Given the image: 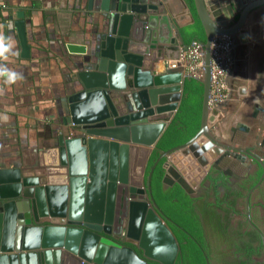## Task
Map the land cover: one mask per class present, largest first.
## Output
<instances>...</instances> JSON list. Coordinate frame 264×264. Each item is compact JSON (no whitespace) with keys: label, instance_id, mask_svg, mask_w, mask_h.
<instances>
[{"label":"water","instance_id":"water-1","mask_svg":"<svg viewBox=\"0 0 264 264\" xmlns=\"http://www.w3.org/2000/svg\"><path fill=\"white\" fill-rule=\"evenodd\" d=\"M169 1L94 0L103 23L95 47L87 53L85 46H66L68 53L86 56L77 74L81 90L68 98L69 115L64 120L82 133L80 138L59 136L57 146L42 154L38 170L0 167V202H4L0 206V264H175L179 246L152 199V173L165 159L163 184L177 183L193 195L212 169L236 179L246 175L250 166L237 157L246 169L236 170L238 163L224 159L229 156L225 150L243 154L263 169L245 205L247 221L260 234L264 249V237L250 218V196L264 178V163L255 154L214 138L209 124L217 111L208 104L211 39L231 36L235 62L236 49L247 42L240 31L250 12L264 5V0L247 3L231 26L234 0L233 4L230 0H193L206 38L203 78L197 79L203 86L200 128L185 144L161 152L147 186L142 184L144 162L179 107L185 79L177 71L157 74L154 70L160 48L175 44V25L166 14ZM180 1L192 24L186 2ZM17 28L24 44L23 24ZM179 54L177 46L166 61L177 60ZM173 92L174 97L166 94ZM171 102L175 103L172 107ZM164 112L170 114L161 118ZM53 166L63 167L62 171L52 172L48 167ZM100 232L125 238L141 257L131 247L100 238L96 234Z\"/></svg>","mask_w":264,"mask_h":264},{"label":"crops","instance_id":"crops-1","mask_svg":"<svg viewBox=\"0 0 264 264\" xmlns=\"http://www.w3.org/2000/svg\"><path fill=\"white\" fill-rule=\"evenodd\" d=\"M93 4L94 0H0V25L5 35L14 37L20 52L3 62L24 75L22 81L11 86L0 81L5 89V95L0 96V114L10 117L8 122L0 121V167L38 170L42 154L57 146L60 135L67 138L70 134L71 126L64 123L69 115L68 98L81 90L77 74L86 56L70 54L66 46L82 45L87 53L95 47L103 23ZM166 8L175 25V44L160 48L161 58L154 64L157 74L166 73H162L166 58L177 46H183L176 34L178 28L191 24L180 0H170ZM257 10L250 12L243 26L247 28V42L248 36L257 33L256 38L249 47L245 42L236 49L228 78V100L218 111V120L215 117L209 127L218 142L255 154L264 163V20L252 19ZM9 23L14 25L11 31ZM19 23L24 28V44ZM258 24L260 30L256 31ZM224 152H229L225 160L238 163L236 170L246 169L242 163L255 165L243 154ZM251 170L248 168L246 175Z\"/></svg>","mask_w":264,"mask_h":264},{"label":"trees","instance_id":"trees-1","mask_svg":"<svg viewBox=\"0 0 264 264\" xmlns=\"http://www.w3.org/2000/svg\"><path fill=\"white\" fill-rule=\"evenodd\" d=\"M184 1L194 22L178 28L182 45L204 44L205 33L193 0ZM202 100V84L185 78L179 107L147 162L143 177L145 187L159 154L185 144L198 133ZM164 162L162 159L156 165L150 187L152 199L179 246L175 264H264L261 236L247 221L245 205L248 192L263 174L262 167L254 162V170L239 181L211 170L200 184L201 193L189 195L177 183L170 187L163 184ZM257 193L258 198L254 201ZM250 218L264 237L260 229L261 224L264 226V178L250 196Z\"/></svg>","mask_w":264,"mask_h":264},{"label":"built area","instance_id":"built-area-1","mask_svg":"<svg viewBox=\"0 0 264 264\" xmlns=\"http://www.w3.org/2000/svg\"><path fill=\"white\" fill-rule=\"evenodd\" d=\"M233 43L229 35L214 36L210 42L211 84L208 104L211 110L217 111V114L219 107L225 104L229 96L228 78L234 67ZM203 52L204 44L199 42L180 47L177 60L164 62L165 71L180 72L184 78L202 79Z\"/></svg>","mask_w":264,"mask_h":264},{"label":"clouds","instance_id":"clouds-1","mask_svg":"<svg viewBox=\"0 0 264 264\" xmlns=\"http://www.w3.org/2000/svg\"><path fill=\"white\" fill-rule=\"evenodd\" d=\"M8 29L14 28V25L9 23ZM4 26L0 25V81H3L5 85H13L18 81L24 79L22 72L10 68L3 61L9 60L10 57H16L20 55L19 50L16 47V41L13 36L5 35L3 31ZM5 95V89L0 87V96ZM10 117L6 114H0V121L8 122Z\"/></svg>","mask_w":264,"mask_h":264},{"label":"flooded vegetation","instance_id":"flooded-vegetation-1","mask_svg":"<svg viewBox=\"0 0 264 264\" xmlns=\"http://www.w3.org/2000/svg\"><path fill=\"white\" fill-rule=\"evenodd\" d=\"M228 12V11H227ZM238 15V14H237ZM234 19V20H233ZM233 19L231 20V22L229 23V26H231L237 19H236V16L234 15V17H233ZM221 108H222V106H221ZM221 108H219V111L221 110ZM72 129H71V131H74V134L76 135H74L73 136V134H72V132H70V134L67 136V138H65V139H72V138H80V137H78V136H80V134L82 133V131H76L75 130V128L74 127H71ZM61 136V135H60ZM82 136V135H81ZM86 137V136H85ZM88 137V136H87ZM152 153V152H151ZM151 153H150V155H151ZM131 154V153H130ZM150 155H149V157H150ZM149 157H148V159L144 162L145 164H144V170H143V176H142V184H143V186H144V179H143V177H144V172H145V169H146V165H147V162H148V160H149ZM57 161H59V159H57ZM54 162V161H53ZM48 168H50L51 169V171L52 172H56V173H59V172H61L62 171V168L63 167H61V166H53V167H48ZM48 168H45V170H47L48 171ZM254 168H255V166H253L252 167V165L250 166V170L251 171H253L254 170ZM39 169V168H38ZM214 171H217L218 173H223L222 171H218V170H215V169H213ZM43 172V171H42ZM37 173V172H36ZM45 173H48V172H45ZM40 175L39 176H41V174L42 175H44L43 173H39ZM224 174V173H223ZM225 175V174H224ZM248 175V174H247ZM247 175H245V176H243L242 178H239V179H236V178H233L234 180H237V181H239V180H241V179H244V178H246L247 177ZM226 176V175H225ZM87 182H89L88 181V179H87ZM87 182H85V184H87ZM203 182V181H202ZM201 182V183H202ZM57 186L59 185V184H56ZM48 186V185H47ZM43 187H45V186H43ZM144 188H145V186H144ZM86 190V189H85ZM3 203L4 202H0V206H2L3 205ZM67 223V222H66ZM43 226H46V225H49L48 223H43L42 224ZM41 225V226H42ZM64 225H66V227L68 226V224H64ZM57 226V225H56ZM60 226H63V225H60ZM123 226V225H122ZM70 227H75V226H72V225H70ZM113 227V226H112ZM111 231H113V229L111 230ZM100 238H103V239H106V240H109V241H112V242H114V243H116V244H118V245H120V246H127V247H131V248H133L134 250H135V248H134V246H132V245H130V244H128V243H126V241H125V238H121V237H119V238H115L114 237V235H113V232H112V234H109V235H107V234H104L103 232H100V233H96ZM98 243H100V242H98ZM136 251V253L139 255V251L138 250H135ZM140 257H141V255H139ZM62 264V263H61ZM148 264H150V261H148Z\"/></svg>","mask_w":264,"mask_h":264},{"label":"rangeland","instance_id":"rangeland-1","mask_svg":"<svg viewBox=\"0 0 264 264\" xmlns=\"http://www.w3.org/2000/svg\"><path fill=\"white\" fill-rule=\"evenodd\" d=\"M235 1V3L236 4H234L233 5V8H234V13H235V16H237V14L241 11V9H242V7H244L246 4H247V2L249 1V0H244L241 4L240 3H238V0H234ZM230 2L232 3V0H230ZM212 3H213V1H212ZM233 4V3H232ZM257 9V8H256ZM255 10V9H254ZM251 17H252V19H254V18H256V17H262V19L264 20V5H262V6H260V7H258V10L256 11V12H254L252 15H251ZM234 20V19H233ZM259 31L260 30V24H258L257 26H256V31ZM240 34H247L248 35V33H247V28L246 27H244L243 28V30H241L240 31ZM253 35H257V33L256 34H253ZM252 35V36H253ZM248 42L246 43L247 45L246 46H248L249 47V45L252 43V41H253V39H252V37L250 36H248ZM244 45V44H243ZM243 45H241L239 48H242L243 47ZM180 47H183V46H180ZM247 47V48H248ZM246 50V49H245ZM165 69H166V67H165V65H164V70L162 71V73H164V71H165ZM166 72V71H165ZM244 98V97H243ZM248 105H250V103H248ZM219 116V115H218ZM216 117L215 119L216 120H218V118L219 117ZM214 119V120H215ZM252 122H250L249 124H251ZM72 127V126H71ZM70 132H72V134H73V136H74V131H70ZM201 193V190H200V185H199V187L198 188H196V190H195V194H193V195H197V194H200ZM258 198V193L256 194V195H254V201H255V199H257ZM260 229L264 232V226L261 224V226H260ZM222 247V246H221ZM224 248H221L220 250H223Z\"/></svg>","mask_w":264,"mask_h":264},{"label":"bare ground","instance_id":"bare-ground-1","mask_svg":"<svg viewBox=\"0 0 264 264\" xmlns=\"http://www.w3.org/2000/svg\"><path fill=\"white\" fill-rule=\"evenodd\" d=\"M244 24H245V23H244ZM243 26H244V25H243ZM168 61H169V60H168ZM173 87H176V85H173L172 88H173ZM166 94H167V96H169V97H170V96H173V97L176 96V92H173V93H166ZM170 105H171V107H172V106L175 105V103H174V102H171ZM164 106H165V105H164ZM167 106H169V104H167ZM169 114H170V112H164V114H163L164 116H161V115H157V116H158V117L161 116V118H164V117H166V116L169 115Z\"/></svg>","mask_w":264,"mask_h":264}]
</instances>
